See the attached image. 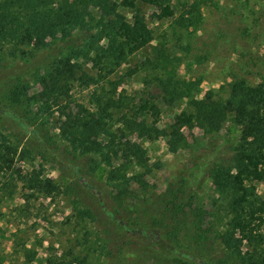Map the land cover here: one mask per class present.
<instances>
[{
  "label": "trees",
  "instance_id": "1",
  "mask_svg": "<svg viewBox=\"0 0 264 264\" xmlns=\"http://www.w3.org/2000/svg\"><path fill=\"white\" fill-rule=\"evenodd\" d=\"M139 4H156V18L173 15L169 0H0V65L7 58L33 56L52 39L63 44L56 57L31 73L37 88L31 90L30 80L20 75L0 85V107L10 108L3 111L28 130V142L42 160L57 163L52 152L59 150L89 185L101 194L109 190L126 230L115 238L116 250L105 247L106 255L116 257L113 264H121L115 254L123 245L140 246L130 230L160 231L162 247L143 249L158 264H195L191 255L204 264H264V197L255 185L264 178V83L235 78L225 98L212 91L198 98L200 80L177 77L173 56L158 43L152 56L126 72L129 77L146 70L143 88L134 95L118 90L120 80L109 75L153 38ZM198 5L195 0L180 11L175 24L191 25ZM118 7L130 11V19ZM79 59L89 62L93 73ZM74 82L89 89V104L76 103L77 109L70 108ZM182 100L187 109L178 110ZM163 113L171 114L169 127L157 125ZM186 126L196 128L191 142ZM162 136L170 151L195 150L144 215L139 203L148 200L152 168L135 138ZM27 156L0 128L1 188L22 181L45 196L71 193L75 216L94 220L93 211L80 204L85 191L80 181L62 175L65 183L59 185L42 174L41 165L26 172L16 168L17 159Z\"/></svg>",
  "mask_w": 264,
  "mask_h": 264
},
{
  "label": "rangeland",
  "instance_id": "2",
  "mask_svg": "<svg viewBox=\"0 0 264 264\" xmlns=\"http://www.w3.org/2000/svg\"><path fill=\"white\" fill-rule=\"evenodd\" d=\"M193 1L195 0H169L173 15L163 18L155 17L160 10L156 4L138 5L153 38L146 47L128 56L114 74L109 75L120 80L118 90L134 95L143 88L142 80L146 70L138 68L129 77L126 72L138 67L146 56H152L158 43L173 56L177 77L200 80L194 91L198 98L203 97L207 91H212L216 98H225L228 85L235 78H244L248 83H264V0H198V13L194 14L196 20L188 26L175 24L174 20L179 12ZM118 11L127 19L132 15L122 7H118ZM91 13L95 19L98 17L97 10L93 9ZM62 45L58 39H52L33 56L25 59L7 58L0 65V85L10 81L15 75H20L25 81L30 80L34 69L47 65L56 57ZM78 61L84 70H89V62L82 59ZM37 87L31 84V90ZM88 91V88L72 83L70 94L74 102L70 108L75 109L78 105L76 103L88 105ZM184 100L178 103V110L187 109ZM4 109L6 111L10 108L0 107L1 130L16 143L19 150L26 149L29 152V156L17 159L15 167L26 172L41 165L42 174L59 185L65 183L66 178L62 175L80 181L85 188L80 195V204L88 206L95 218L92 220L75 216L72 203L74 197L71 193L45 196L25 187L22 181H17L15 188L8 185L0 187V263L113 264L116 257L106 255L105 247L116 250L114 240L120 237L121 230H126L121 227L120 214L116 211L121 208L114 206L109 190L106 189L101 194L89 185L86 177L80 173L81 170L76 169L69 158L59 155V150L52 152L57 163L42 160L28 142V130L13 121ZM171 119V114L163 113L157 125L169 127L172 125ZM183 131L188 142H191L190 132L196 131V128L186 126ZM135 139L142 143L152 168V175L147 177L149 187L145 192L148 200L144 204L139 203L140 209H143L142 214L149 215L158 203V194L178 170L185 168L186 159L195 148L188 146L189 150L170 151L164 136L153 140ZM198 141L204 143L206 139ZM196 153H200V149ZM60 168L65 172L60 174ZM205 184L209 185V182ZM255 185L257 195L264 197V178L256 181ZM10 190H13L11 195ZM23 193L27 195L26 198ZM138 201L140 202L139 198ZM128 232L141 243L139 247L123 245L120 253L115 254L119 255V262L158 264L146 258L143 249L145 245L162 247L160 231ZM84 258L85 262L80 263ZM188 259L195 264H204L195 255L188 256Z\"/></svg>",
  "mask_w": 264,
  "mask_h": 264
},
{
  "label": "crops",
  "instance_id": "3",
  "mask_svg": "<svg viewBox=\"0 0 264 264\" xmlns=\"http://www.w3.org/2000/svg\"><path fill=\"white\" fill-rule=\"evenodd\" d=\"M26 262H27V261H26ZM2 263H4V261H3ZM2 263H0V264H2Z\"/></svg>",
  "mask_w": 264,
  "mask_h": 264
}]
</instances>
